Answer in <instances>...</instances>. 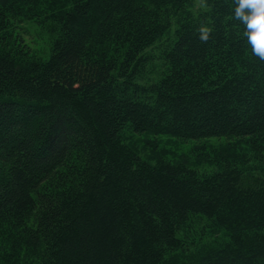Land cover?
<instances>
[{"label":"trees","instance_id":"1","mask_svg":"<svg viewBox=\"0 0 264 264\" xmlns=\"http://www.w3.org/2000/svg\"><path fill=\"white\" fill-rule=\"evenodd\" d=\"M185 1L0 0V264H264V62L233 0L200 20ZM10 14L54 22L47 58ZM126 131L192 154L145 157Z\"/></svg>","mask_w":264,"mask_h":264},{"label":"rangeland","instance_id":"2","mask_svg":"<svg viewBox=\"0 0 264 264\" xmlns=\"http://www.w3.org/2000/svg\"><path fill=\"white\" fill-rule=\"evenodd\" d=\"M184 7L187 10V17L189 19L200 20L203 12L208 9L202 6L201 0H186ZM207 4V3H206ZM185 14L181 10L174 18H171L168 28H166L162 35L155 41L148 52L155 56V64H161L159 59L163 58L165 49L175 39V32L178 28L180 17ZM9 22L13 25V30L16 33H21L23 43L29 50V54L36 58H47L50 55L52 49V34L54 33V22L50 18L41 17L29 18L25 15H9ZM150 69L151 71L143 75V80L150 82L155 80L160 74V68ZM150 80V81H149ZM125 135L132 139L140 151L145 157H160L178 159L184 157L187 154H192L190 148L193 145L192 141L180 140L176 137L169 135H133L129 131H126ZM212 141H215L214 139Z\"/></svg>","mask_w":264,"mask_h":264},{"label":"clouds","instance_id":"3","mask_svg":"<svg viewBox=\"0 0 264 264\" xmlns=\"http://www.w3.org/2000/svg\"><path fill=\"white\" fill-rule=\"evenodd\" d=\"M201 4L207 7L206 0ZM234 19L243 25L242 37L246 38L252 55L264 62V0H233ZM213 29L206 24H201L198 29L199 40L207 43L211 38Z\"/></svg>","mask_w":264,"mask_h":264}]
</instances>
